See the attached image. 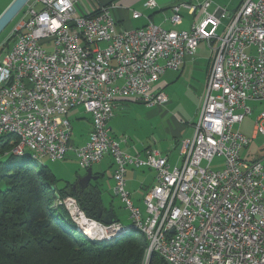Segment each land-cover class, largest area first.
<instances>
[{
  "label": "built area",
  "instance_id": "2783aa9c",
  "mask_svg": "<svg viewBox=\"0 0 264 264\" xmlns=\"http://www.w3.org/2000/svg\"><path fill=\"white\" fill-rule=\"evenodd\" d=\"M75 4L31 0L19 14L10 36L14 44L0 60V138L19 130L20 150L52 161L72 151L84 169L111 157L114 194L131 224L151 233L164 264H264V154L245 159L251 139L234 130L253 112L248 101H264V0H245L223 36L218 29L225 15L208 13L209 2L201 6L204 18L189 30L152 22L119 30L108 8L79 16ZM184 10L193 13L195 7L188 1L171 7L174 27L182 24ZM204 41L212 67L194 136L181 143V164L171 166L156 149L125 153L109 127L117 99L164 105L168 98L156 83L168 70H179ZM80 106L92 117V131L85 145L75 147L67 115ZM262 122L264 112L256 135L264 134ZM217 159L222 169L212 168ZM130 168L156 172L145 211L127 190ZM68 198L80 226L99 234L122 227L88 217ZM143 264L152 261L144 258Z\"/></svg>",
  "mask_w": 264,
  "mask_h": 264
},
{
  "label": "crops",
  "instance_id": "0c3cea01",
  "mask_svg": "<svg viewBox=\"0 0 264 264\" xmlns=\"http://www.w3.org/2000/svg\"><path fill=\"white\" fill-rule=\"evenodd\" d=\"M12 1L14 0H11L10 3ZM147 1L76 0L75 8L79 16L95 14L103 8H108L119 30L144 28L150 22L165 29L189 30L195 22L201 21L204 18L201 6L205 2H209L208 13H223L225 15L221 18L219 26V29L221 27L224 29L228 28L231 24L245 0H154L156 7L153 9L145 7ZM179 1L191 2L195 10L193 13L184 10L182 12V24L174 27L170 22V16L172 15L171 7ZM135 12L141 14L137 19L134 18ZM13 41H15V38ZM6 48L8 52L9 46ZM209 49L207 42H201L195 55L188 57L179 70H168L161 76L155 87L166 94L168 101L164 105L148 107L130 99H117L115 114L109 123V127L111 135L115 139L121 140V147L125 153L143 155L147 149H156L162 155L169 158L171 166L181 164V143L184 140L192 139L194 136V124L189 121V118L191 116L193 118L195 116L199 117L200 108L206 94L213 61L212 53ZM4 56L0 57V60ZM78 108H82L87 113L83 107L80 106L75 109ZM175 110H178L174 114L175 116L166 119V116ZM80 118L78 117V119ZM70 122L72 123L70 144L75 147L85 145L92 131L91 115L89 114L87 124L82 125L79 132H74L73 122ZM135 138L138 142L133 141ZM66 157L75 160L79 168L84 169L80 167L78 158L74 152H69ZM91 169L93 175L97 177V180L92 181L91 184L99 185L102 191V203L105 210L108 214L111 211L115 213L113 204L106 207L104 202L106 194L110 193L112 197H115L112 158L106 156ZM85 170L87 173L88 169ZM79 178L81 176H77V180L70 183H76ZM105 179H108L106 184ZM155 185L156 172L154 170L147 168H130L128 170L127 190L136 206L140 207L142 203L144 204L147 191ZM122 226L125 227L124 225ZM130 226L132 224L126 227Z\"/></svg>",
  "mask_w": 264,
  "mask_h": 264
},
{
  "label": "trees",
  "instance_id": "16d2710c",
  "mask_svg": "<svg viewBox=\"0 0 264 264\" xmlns=\"http://www.w3.org/2000/svg\"><path fill=\"white\" fill-rule=\"evenodd\" d=\"M18 144L15 136L0 139V264H143L149 243L139 230L132 228L110 241H91L60 203L73 197L88 217L102 222L99 209L103 217L108 212L99 185L61 186L48 167L14 165L25 155V150L15 153Z\"/></svg>",
  "mask_w": 264,
  "mask_h": 264
},
{
  "label": "rangeland",
  "instance_id": "374dc122",
  "mask_svg": "<svg viewBox=\"0 0 264 264\" xmlns=\"http://www.w3.org/2000/svg\"><path fill=\"white\" fill-rule=\"evenodd\" d=\"M10 1L11 0H0V17L7 10V8H9V6L12 4V3H10ZM20 17H21V15H19L16 18V20L13 21L7 27V29L0 35V57L4 56L6 54V52H7V48L6 47L9 46V48H11L13 46V44H14L13 40L14 39L11 38L12 37L11 33L13 32V30H14L13 28H14V26H16V24H17L18 20L20 19ZM226 28L223 29L221 27V29L218 30V34L220 36H223ZM6 41H9V42L2 49V46H3L4 42H6ZM248 106L252 108L253 112L247 117L245 122H243L241 125L237 124V125L234 126V130L235 131L240 130L249 139H251L250 147L245 149L243 151V153H242V156L245 159H247L248 155H250V154H253L255 158H257L259 155L264 154V134L263 133H258V135H256V130H255V128H256V124L255 123H256L258 117L264 112V101H262V102H259V101H248ZM178 110L170 112L166 116V119H170L171 117L175 116L174 114H176L178 112ZM180 110H182V109L180 108ZM78 117H81V118L78 119ZM88 118H89V113L88 114L85 113L82 108L71 110L69 112V114H68V119L73 122L74 132L75 133L79 132V130L81 129L82 125L87 124L86 122H87ZM197 118H198L197 116H195L194 118L191 116V118H189V121L192 122L193 124H195L196 121H197ZM261 126L264 128V122L261 123ZM11 136H15V135H11ZM15 137H17V136H15ZM17 138L19 139V144L16 146V148L18 146H20V143H21L20 138L19 137H17ZM118 141L120 143H122L121 140H118ZM133 141L134 142H138L136 138L133 139ZM14 150H13V152H14ZM9 151L10 150L7 149L4 152H9ZM221 160L222 159H217L216 162L212 165V168L215 169V170L222 169L224 167V163ZM26 162L32 163V165H34L36 169H41L42 167H48L56 175V177L61 181V186H63L62 184L66 183V182H71V181L75 182V180H77V176L84 177L86 175V170L85 169L79 168V166L77 165L75 160L67 158V157L65 159H63V160H57V161H52V160H50L48 158H43L42 160H34L31 151H29V149H26L25 150V155L22 156V157H17L13 164L14 165H21V164H24ZM107 181H108V179H105V184H106ZM67 198L62 199L63 201L61 200L63 206H64V202L67 200ZM104 202H105L106 207H109V206H111L113 204L112 206L114 208L115 214L117 215V219L119 220L118 221L119 223H121L124 226H128V225L131 224L130 215L127 212L124 204L122 203V201L118 197H116V196L112 197V194H110V193L106 194V196L104 198ZM144 204H145V202H144ZM144 204L142 203L140 205V208L142 209V211H145V209H146V206ZM65 208L68 211L66 206H65ZM74 219H76L77 222ZM72 220L75 222L76 226L78 227L77 218H73ZM75 233H76L77 236H80L81 238H84L79 233H77V232H75ZM97 234H99V233H97ZM106 234H110V236L109 237H105L103 239H99L100 241L99 240L94 241L93 239L92 240L90 239V240L94 241V242H103V241H110L112 239H116V238H119V237H121L123 235H126V234H118L117 233L118 235L115 236L113 231L112 232H108ZM127 234H129V233H127ZM131 234H133V233H131ZM86 237L89 239L88 236H86ZM147 249L148 250H146L144 258H147V256H148V258H150V261H153L154 255H156V254H154V253L151 254L150 253L149 244H148V248ZM160 259H161L160 260L161 263L163 264V262H162L163 258H160ZM158 261H159V259L157 257V259L154 260V264H158L160 262V261L159 262Z\"/></svg>",
  "mask_w": 264,
  "mask_h": 264
},
{
  "label": "bare ground",
  "instance_id": "6f19581e",
  "mask_svg": "<svg viewBox=\"0 0 264 264\" xmlns=\"http://www.w3.org/2000/svg\"><path fill=\"white\" fill-rule=\"evenodd\" d=\"M7 135H15V136H17V137H19L20 138V140H22V133L19 131V130H8V133L7 134H5V135H3L2 137H5V136H7ZM20 145H21V143H20ZM23 151L24 150H20V146H18L17 147V149L15 150V153H17V154H21V153H23ZM32 153V152H31ZM32 156H33V158L34 159H36V160H42L43 158H44V156H42V155H40V154H34V153H32ZM63 201V200H62ZM62 201H60V203H62ZM64 205L67 207V209H68V211H69V213L71 214V216H72V219L73 218H77L75 215H74V213H73V210L72 209H70V207H69V198H67V200L64 202ZM75 221H76V219H74ZM78 220V219H77ZM77 222V221H76ZM78 228H79V230L83 233V234H85L86 236H88L91 240L93 239V240H99V239H103V238H105V237H109L110 236V234H97L98 232H96V231H94V230H90V229H88L87 227H85V226H80L79 225V221H78ZM132 228H134V229H137V230H139L145 237H146V239H147V241H148V243H149V251H150V253L151 254H156L157 255V257H158V259H159V261L161 260L160 258H163L162 259V262H163V264H164V256H162V254H161V252H158V245H156V244H154L153 243V241H152V235H151V233L146 229V227H141V226H136V225H134V224H132V226H130V227H120V228H115L114 230H113V232H114V235L115 234H119V233H122V232H126L127 230H131ZM100 241V240H99ZM148 250V249H147ZM147 258H148V256H147ZM158 261V262H159ZM161 263V261L158 263V264H160ZM162 264V263H161Z\"/></svg>",
  "mask_w": 264,
  "mask_h": 264
},
{
  "label": "water",
  "instance_id": "95a60500",
  "mask_svg": "<svg viewBox=\"0 0 264 264\" xmlns=\"http://www.w3.org/2000/svg\"><path fill=\"white\" fill-rule=\"evenodd\" d=\"M31 0H14L12 4L7 8V10L0 17V35L7 29V27L18 17V15L23 11V9L27 6V4ZM97 177H95L92 173V169H88L87 173L84 177L78 179L75 183L74 187L79 186L80 188L88 187L92 181H96ZM98 218H102V223L110 226L118 222L116 215L113 211L103 217L102 209H99Z\"/></svg>",
  "mask_w": 264,
  "mask_h": 264
}]
</instances>
